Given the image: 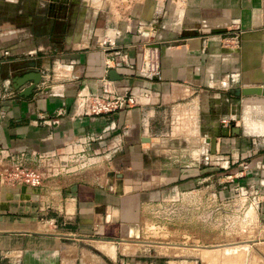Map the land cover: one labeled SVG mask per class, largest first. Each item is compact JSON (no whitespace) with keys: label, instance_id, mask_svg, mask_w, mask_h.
<instances>
[{"label":"crops","instance_id":"obj_1","mask_svg":"<svg viewBox=\"0 0 264 264\" xmlns=\"http://www.w3.org/2000/svg\"><path fill=\"white\" fill-rule=\"evenodd\" d=\"M80 1L58 8L57 0H12L0 9V169L17 161L41 174L39 186L0 191V264L226 263L202 251L194 258L128 252L121 240L137 228L144 206L203 187L200 163L208 154L176 150L183 138L161 132L169 122L189 121L193 131L196 119L208 128L232 113L220 109L239 101L236 88L264 87V0H150L119 20H100ZM74 6L83 19L71 25ZM144 45L158 47L152 78L139 71ZM114 49L132 70L107 68ZM31 60L41 79L28 93L30 81L15 85L23 80L18 66ZM111 69L119 80L110 79ZM104 87L149 95L112 114L78 113L77 93ZM229 141L217 139L219 153ZM261 162L264 154H256L253 166ZM115 173L123 175L121 194Z\"/></svg>","mask_w":264,"mask_h":264},{"label":"rangeland","instance_id":"obj_2","mask_svg":"<svg viewBox=\"0 0 264 264\" xmlns=\"http://www.w3.org/2000/svg\"><path fill=\"white\" fill-rule=\"evenodd\" d=\"M144 1L150 0H88V8L91 12L97 10L100 20L112 17L119 20L123 10L135 9ZM12 3V0H0V9H8ZM91 12L86 15L87 23L94 17ZM70 18L72 25L83 19L77 6L73 7ZM234 99L239 101H226L224 109H220V113L225 114L232 109L230 115L221 117L230 120L226 126L220 119L211 125L210 122L208 128L199 127L195 119L197 127L190 131L189 121L173 118L167 127H161H165L161 132L183 138L171 143L176 150L194 152L203 149L208 154L200 163L206 168L202 174L203 187L183 195L166 194L159 205L144 206L137 228L121 240L125 251L147 248L151 253L158 251L193 258L199 257L202 251L209 253L210 260L226 262L217 264H264V213L261 212L264 189L255 187L251 181L252 177H257V183H264V176L259 175L264 170V162L256 168L253 166L254 156L264 154V96H236ZM210 109L213 108L207 109L208 115ZM246 124L250 125L247 128L252 127V133L245 132ZM222 127L229 130L239 127L240 133L222 136ZM211 137L216 138V143L217 139H230L224 152L219 153L217 145L214 153L210 151V142L206 140ZM233 137L237 142H231ZM224 155L229 157H220ZM192 160L197 163L199 159L193 156ZM255 170L257 174H253Z\"/></svg>","mask_w":264,"mask_h":264},{"label":"built area","instance_id":"obj_3","mask_svg":"<svg viewBox=\"0 0 264 264\" xmlns=\"http://www.w3.org/2000/svg\"><path fill=\"white\" fill-rule=\"evenodd\" d=\"M237 37L235 36L234 40ZM124 54V53H123ZM158 47L156 45H144L142 47V62L139 68L140 73L149 77L159 74ZM107 63V68H123L132 70L133 66L128 63L126 55L114 49V57ZM146 92H132L130 87H123L121 90L104 87L101 92L81 91L77 93L75 107L78 113L86 116H98L112 114L127 107L140 103V97L147 98ZM230 120L222 118L221 124L226 126ZM41 174L29 169L19 162L0 169V191L3 187H11L17 184L39 186Z\"/></svg>","mask_w":264,"mask_h":264},{"label":"water","instance_id":"obj_4","mask_svg":"<svg viewBox=\"0 0 264 264\" xmlns=\"http://www.w3.org/2000/svg\"><path fill=\"white\" fill-rule=\"evenodd\" d=\"M35 67V61L31 60L28 63L18 66L17 70L22 71L19 74H16V76H18L19 78H23L22 81H15L17 84L15 85V89H19L25 82H31L30 85H28V93H31L32 90L34 89V87L40 82L41 79V74L37 71V69L34 68ZM109 76L111 80H119L121 78V76L116 72V70L111 69L109 71ZM24 90V89H23ZM25 94V91L24 93ZM234 95L237 97H244V96H264V87H259V86H244V87H238L235 89L234 91ZM232 134H239L240 133V128L239 127H232L231 130H229L228 127H222L221 129V134L222 136H228L229 133ZM207 142H210V151L212 153L215 152L216 149V138L215 137H211L209 139L206 140ZM116 177L118 178V185H121V181H122V173H115ZM122 191L117 190L116 193L117 194H121Z\"/></svg>","mask_w":264,"mask_h":264},{"label":"flooded vegetation","instance_id":"obj_5","mask_svg":"<svg viewBox=\"0 0 264 264\" xmlns=\"http://www.w3.org/2000/svg\"><path fill=\"white\" fill-rule=\"evenodd\" d=\"M58 2H57V4H58V8L60 7V8H63L64 6H67V5H69V1L70 0H62L61 2H59V0H57Z\"/></svg>","mask_w":264,"mask_h":264},{"label":"bare ground","instance_id":"obj_6","mask_svg":"<svg viewBox=\"0 0 264 264\" xmlns=\"http://www.w3.org/2000/svg\"><path fill=\"white\" fill-rule=\"evenodd\" d=\"M71 22H72V21H71V18H70V23H71ZM71 25H72V23H71ZM246 127H247V126H246ZM251 128H252V127H251ZM248 129H249V127H248ZM249 131H250V130H249ZM109 181H110V178H108V182H109ZM120 186H121V185H118V184H117V190L121 189Z\"/></svg>","mask_w":264,"mask_h":264}]
</instances>
